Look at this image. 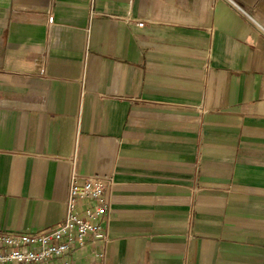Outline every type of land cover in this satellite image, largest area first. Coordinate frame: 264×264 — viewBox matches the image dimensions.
I'll return each mask as SVG.
<instances>
[{
    "label": "crops",
    "instance_id": "obj_1",
    "mask_svg": "<svg viewBox=\"0 0 264 264\" xmlns=\"http://www.w3.org/2000/svg\"><path fill=\"white\" fill-rule=\"evenodd\" d=\"M73 171L110 207L72 264H264V0H0V232Z\"/></svg>",
    "mask_w": 264,
    "mask_h": 264
},
{
    "label": "built area",
    "instance_id": "obj_2",
    "mask_svg": "<svg viewBox=\"0 0 264 264\" xmlns=\"http://www.w3.org/2000/svg\"><path fill=\"white\" fill-rule=\"evenodd\" d=\"M107 184L102 177H81L73 171L61 223L47 233L0 232V264H72L71 255L89 240L107 241L102 223L110 207Z\"/></svg>",
    "mask_w": 264,
    "mask_h": 264
}]
</instances>
